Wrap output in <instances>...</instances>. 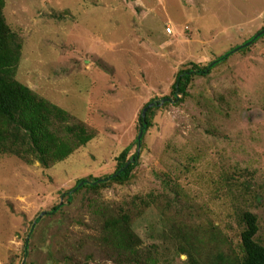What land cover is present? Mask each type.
I'll use <instances>...</instances> for the list:
<instances>
[{"label": "rangeland", "instance_id": "1", "mask_svg": "<svg viewBox=\"0 0 264 264\" xmlns=\"http://www.w3.org/2000/svg\"><path fill=\"white\" fill-rule=\"evenodd\" d=\"M4 15L23 44L17 80L90 140L49 168L0 156V264H241L244 212L264 246V38L156 108L134 144L145 106L170 97L180 70L264 29V0H5ZM132 144L128 183L66 202ZM123 214L142 241L136 263L107 242L106 222Z\"/></svg>", "mask_w": 264, "mask_h": 264}, {"label": "trees", "instance_id": "2", "mask_svg": "<svg viewBox=\"0 0 264 264\" xmlns=\"http://www.w3.org/2000/svg\"><path fill=\"white\" fill-rule=\"evenodd\" d=\"M4 9L5 0H0V156L9 154L26 162L34 160L49 168L51 164L65 160L80 146L87 144L90 135H87L84 125H71L72 118L66 111L40 98L17 80L23 44L20 37L8 25ZM261 38H264V29L242 46L231 49L208 65L193 63L190 67L180 70L170 97L153 100L145 106L147 108L154 104L145 117L142 112L139 129V135L142 133V138L139 141L138 136L134 144L138 148L143 145L144 137L152 126L156 108L163 104L168 105L169 102L180 104L188 96L189 86L195 77L209 76L218 65L227 61L235 52L247 51ZM134 144L120 154L114 173L104 177L79 180L73 189L63 195L67 199L66 202L71 203L83 190L97 191L112 184L128 183L133 177L134 170L139 166L141 157V149H137L130 157ZM66 202L43 216L56 215ZM40 221L41 218L38 217L30 229L25 241L24 256H27L29 237L32 236L35 226ZM242 222L244 228L240 233V246L243 253L241 264H264V246L256 240L259 232L258 217L251 212H244ZM132 226L131 216L123 214L121 217L108 220L105 229L107 242L118 257L130 256L127 261L136 263L142 241Z\"/></svg>", "mask_w": 264, "mask_h": 264}, {"label": "water", "instance_id": "3", "mask_svg": "<svg viewBox=\"0 0 264 264\" xmlns=\"http://www.w3.org/2000/svg\"><path fill=\"white\" fill-rule=\"evenodd\" d=\"M153 106H154V104H151L149 107H147V108L144 109L143 114H142L143 117L146 116V114H147L149 108H151V107H153ZM141 138H142V133L139 135V141L141 140ZM42 216H43V215H42Z\"/></svg>", "mask_w": 264, "mask_h": 264}, {"label": "built area", "instance_id": "4", "mask_svg": "<svg viewBox=\"0 0 264 264\" xmlns=\"http://www.w3.org/2000/svg\"><path fill=\"white\" fill-rule=\"evenodd\" d=\"M168 31H169V32H171V30H170V29H168Z\"/></svg>", "mask_w": 264, "mask_h": 264}]
</instances>
